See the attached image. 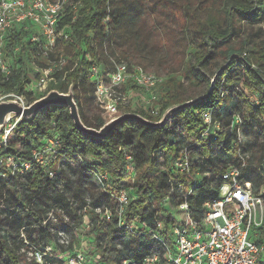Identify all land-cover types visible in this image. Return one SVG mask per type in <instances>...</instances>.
<instances>
[{
	"label": "trees",
	"instance_id": "trees-1",
	"mask_svg": "<svg viewBox=\"0 0 264 264\" xmlns=\"http://www.w3.org/2000/svg\"><path fill=\"white\" fill-rule=\"evenodd\" d=\"M67 1L58 25L68 38H58L52 51L43 41H32L36 32L29 23L10 27L5 41L11 73L8 79L0 76L1 93L24 96L31 104L41 98L32 90L33 81L51 69L57 85L51 83L48 91L65 92L73 83L82 121L96 130L109 121L95 100L94 68L107 75L116 64L126 63L158 77L165 74L156 89V114L143 108L126 112L152 122L172 105L210 96L162 129L127 121L106 140L78 131L65 107H48L32 121L21 120L7 141H0V207L8 206L6 217L0 219V257L5 255L8 264H29L21 260V250L45 252L54 246L58 231L70 234L73 242L67 249L55 245V257L80 248L73 236L85 233V210L110 202L95 182L98 174L108 175L109 192L132 187L134 200L125 213L126 223L147 222L169 245L174 205L179 210L186 203L199 218L205 204L219 198L222 177L232 168L239 169L243 184H250L264 199V156L257 165L248 149L264 152V0ZM236 20L259 27L240 47L233 43ZM205 113L212 120L208 131L202 120ZM251 136L254 141L243 143ZM48 140L60 146L50 165L43 167L34 161V152ZM184 153L190 171L183 176L175 164ZM127 157L134 174L126 170ZM9 159L18 166L30 163L31 169L22 173L9 168ZM55 167L57 174L50 178ZM136 174L132 183L128 178ZM168 208L174 212L166 215ZM87 219L92 228L85 234L103 242L99 259L106 264H141L147 255L165 253L155 239L123 233L116 214L109 222L93 213ZM257 231L254 239L264 243V223ZM46 260L64 263L59 258Z\"/></svg>",
	"mask_w": 264,
	"mask_h": 264
},
{
	"label": "built area",
	"instance_id": "built-area-1",
	"mask_svg": "<svg viewBox=\"0 0 264 264\" xmlns=\"http://www.w3.org/2000/svg\"><path fill=\"white\" fill-rule=\"evenodd\" d=\"M68 1L51 0H0V76L8 79L11 70L9 67V56L6 52L5 37L13 24L32 25L36 32L33 42L43 41L47 51H52L56 46L58 38H68L59 31V19L66 9ZM115 71L111 74L103 75L97 68L93 69V77L97 79L95 90V100L97 106L107 116L108 121L116 119L126 112L120 113L121 108L126 104L127 99L123 89L134 86L145 93L148 97L143 103L151 104L157 101L156 89L162 84L163 79L145 71L141 66L126 63L116 64ZM52 70L43 72L40 79L32 83L33 92L47 90V83L55 82L51 78ZM57 85V83L55 82ZM37 92H40L38 91ZM24 106V96L18 97L13 94ZM4 98L0 97V101ZM145 105V104H144ZM150 110L156 114L155 109ZM204 124L211 129V115H202ZM21 118L11 120L0 134V141L6 142L9 135L15 130ZM60 146L58 141L48 140L40 150L34 152V161L43 167L49 166L51 159L56 154V149ZM127 172L134 174L130 164L131 157H127ZM31 164L14 165L13 160H8V167H14L22 173L31 169ZM57 167V165H56ZM56 167L50 172L53 178L57 172ZM179 172H188L189 160L187 154H183L175 164ZM224 186L220 189L219 198L205 204L204 213L199 218H194L190 213L186 203L179 206V210L184 215V222L178 223L176 219L170 226L169 245L157 233L152 232L147 222L136 219L131 223H126L125 213L134 200L133 188L121 186L116 192H109L106 185L109 182L107 174L96 175L95 182L102 191L108 193L110 202L97 207H89L84 212V220L81 228L85 233L92 228L87 219L89 213L95 214L99 220L111 221L116 214L117 226L123 233L131 236H148L161 243L165 249L164 255L150 254L145 256L141 264H264V243L256 242L254 238L259 236L258 229L264 223V199L261 194L254 193L250 184H243L241 171L237 168L228 170L223 175ZM61 188V187H60ZM62 189V188H61ZM90 203V201H88ZM90 211V212H89ZM89 212V213H88ZM88 213V214H87ZM258 213L261 214V222L257 223ZM65 222H69L65 218ZM158 228L163 227L159 222ZM54 231V230H52ZM54 246H48L45 252L33 250L32 259L37 264H51L46 260L49 258H59L62 264H106L99 259V248L102 241L94 237H87L81 242L80 248L75 252H66L60 257H55L52 252L55 245H60L66 249L71 246L73 240L70 234L58 231L54 232ZM252 233H254L252 237ZM118 249L122 246L118 244ZM131 261L123 260L122 264H130Z\"/></svg>",
	"mask_w": 264,
	"mask_h": 264
},
{
	"label": "water",
	"instance_id": "water-1",
	"mask_svg": "<svg viewBox=\"0 0 264 264\" xmlns=\"http://www.w3.org/2000/svg\"><path fill=\"white\" fill-rule=\"evenodd\" d=\"M214 84L215 79L212 82L211 88L214 87ZM209 96L210 93L205 97L170 106L166 109L158 122L147 120L143 116L136 113H126L116 119L109 121L101 129L96 130L87 127L83 123L79 107L75 99V85L72 83L66 93L60 92L58 90H51L46 95L35 100L28 106H24L17 99L0 101V134L3 131V128L15 118H21L22 121L29 122L32 121L34 117L44 109L58 106L65 107L69 110L70 117L78 131H81L83 134L95 139L106 140L121 123L127 121H134L150 128L162 129L169 121H171L184 109L190 108L201 101L207 100Z\"/></svg>",
	"mask_w": 264,
	"mask_h": 264
},
{
	"label": "rangeland",
	"instance_id": "rangeland-1",
	"mask_svg": "<svg viewBox=\"0 0 264 264\" xmlns=\"http://www.w3.org/2000/svg\"><path fill=\"white\" fill-rule=\"evenodd\" d=\"M216 1H219V0H216ZM236 35L234 36V45L236 46H239L241 45V42L242 41H245V39H247L252 33H256L259 29V27H256V26H251V25H246V24H243L241 21L239 20H236ZM130 63H133V62H130ZM134 65H137V64H134ZM162 79H164L163 77L166 78V75L165 74H161ZM61 85L58 86V88L60 87ZM46 88L47 90H44L42 89V91L38 90L37 87H36V82H35V90L36 91V94L37 95H41V97H43L44 95H46L49 91L48 89L50 88V84L47 83L46 85ZM40 91V92H37ZM56 90H59V89H56ZM68 91V90H67ZM67 91L63 92V93H66ZM123 93L127 99V102L126 104L121 108L120 110V113H123V112H128L130 110H133L135 108H143V109H155V111H159L160 109V105H159V101L157 99V101H155L154 103H151V104H146V103H143V101H145V99L148 97L147 95H145V93L143 91H141L140 89L134 87V86H129L125 89H123ZM0 97L4 98L3 100H9V99H15L16 97L14 96H11V95H6L4 93H1L0 92ZM24 102H28V100H24ZM27 104H30V103H27ZM145 104V105H144ZM85 112L89 113V110L90 109H86L85 107ZM178 117L175 118V120H178L177 119ZM174 120V119H173ZM186 131V130H185ZM245 136V134H244ZM192 140H194V137L192 138ZM243 140V143H249V142H252L254 141L255 139L251 136V137H246ZM262 143L261 140L258 141V145L260 146ZM248 149L251 151V155H249V158H251L252 156H254V163L258 165V163L260 162L263 153L264 152H261L260 149H258L256 152L253 153V150L248 146ZM256 154V156H255ZM253 162V161H252ZM185 174H188V172H180V175H185ZM130 176V175H129ZM133 177L131 178H128L130 179V181H132V183L134 182L133 179H136L137 177V174L136 175H131ZM131 183V184H132ZM166 207H168L167 205H165ZM8 206H6V204H4L3 206L0 207V213L1 211H4L2 212V216L0 215V219H4L6 217V213L8 212ZM157 207V206H156ZM172 209H175V213H174V216H175V219L178 223H183L185 218H184V215L181 213L180 210H177V207L174 205V208ZM177 210V211H176ZM168 212H165L166 215L167 214H172L174 211H171L170 208H168L167 210ZM261 214L258 213V217H257V223H260L261 222ZM36 234V233H35ZM254 235V233H252V236ZM89 237L88 235H86L85 233L84 234H80V233H76L75 236H73V239H74V243L77 245L78 243H81L83 240H85V238ZM53 255H55V250L52 252ZM20 255H21V260H26L29 264H34V260L32 259V256H31V252H28L26 251L25 249H22L21 252H20ZM0 264H8V260H7V257L4 255L3 257H0Z\"/></svg>",
	"mask_w": 264,
	"mask_h": 264
}]
</instances>
